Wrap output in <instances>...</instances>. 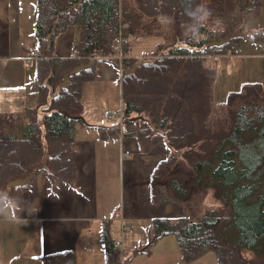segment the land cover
I'll use <instances>...</instances> for the list:
<instances>
[{
  "label": "trees",
  "instance_id": "1",
  "mask_svg": "<svg viewBox=\"0 0 264 264\" xmlns=\"http://www.w3.org/2000/svg\"><path fill=\"white\" fill-rule=\"evenodd\" d=\"M32 1L38 59L30 89L15 90L8 110L1 104L5 111H0V197L6 194L15 201L39 174L52 185L73 184L75 128L86 124L72 118L83 117V88L96 80L97 65L109 61L121 78L123 125L96 127L99 139L119 138L122 133L147 154L153 138L163 136L169 155L156 166L153 181L164 182L177 202L195 191L203 202L211 197L216 206L196 219L153 220L147 232L149 247L137 254L174 236L181 264H199L211 252L218 264H264V88L245 84L216 105L217 74L207 65L213 56H226L240 36L218 49L207 44L236 35L259 14L264 0ZM196 5L211 10L198 33L191 31L193 22L187 15ZM123 24L124 35L155 43L145 57L119 66L113 50ZM69 28L75 30L72 56L59 59L56 40ZM262 35L251 37L258 40ZM129 48L130 44L124 55ZM65 80V87H60ZM178 163L187 173L175 170ZM31 174L25 185L9 187ZM152 195L155 202L163 201L159 191ZM104 224V264H120L108 223ZM43 264H75V259L71 253L51 255Z\"/></svg>",
  "mask_w": 264,
  "mask_h": 264
},
{
  "label": "crops",
  "instance_id": "2",
  "mask_svg": "<svg viewBox=\"0 0 264 264\" xmlns=\"http://www.w3.org/2000/svg\"><path fill=\"white\" fill-rule=\"evenodd\" d=\"M0 2L4 11L0 23L1 32V26L3 30L12 26V17L11 12L7 11L10 10V0ZM246 23L243 26H247ZM241 31L242 28L236 35L242 38L251 36L243 35ZM251 33L254 34V31ZM74 38L73 28L67 29L57 38L55 52L60 42L62 54L70 49L68 57L62 59L72 56L71 44ZM140 39H143V43L148 40ZM263 39L264 35L258 40ZM29 49H36L35 45L21 55H3L4 71L9 67L14 68V60L25 58ZM128 56L136 57L130 48ZM30 74L23 71V80L28 79ZM118 78V71L104 62L97 65L96 80L93 83L108 85L118 82ZM16 84L15 76L0 82V85L7 86L4 92H0L1 108L4 106L6 110L9 109L7 106L12 102L13 92L19 89ZM16 107L22 108V105L16 102ZM110 112L106 109L99 115L89 112L86 117L83 115L86 125L75 128L72 158L76 179L72 185L62 182L52 185L44 174H39L28 187L21 190L20 196L11 206L0 199V264H43L46 257L64 253H71L75 264H96V258L104 261L102 223H108L106 225L110 237L115 243L122 241L124 247H132L137 244L136 234H141L145 230L143 226L149 224L146 229L148 232L155 219H196L204 214L207 206H202L205 202L201 199L197 200L199 193L193 194V191L187 200L177 202L170 196L164 182L153 181L156 166L169 155L163 136L156 135L153 138L151 150L147 154L140 152L134 139L122 137V134L119 138L99 139L96 127L122 125L120 120L108 117L106 113ZM125 151L128 155L123 156ZM175 170L187 173L181 163L177 164ZM154 191L160 192L162 202L153 200ZM35 208L36 211H32ZM123 227L129 231L122 233ZM159 241L164 245L155 250L158 255L163 254L167 247L165 243L174 245V238L170 236ZM115 250L123 258L122 249ZM173 260L177 262L176 254H173ZM176 264H181L180 260Z\"/></svg>",
  "mask_w": 264,
  "mask_h": 264
},
{
  "label": "rangeland",
  "instance_id": "3",
  "mask_svg": "<svg viewBox=\"0 0 264 264\" xmlns=\"http://www.w3.org/2000/svg\"><path fill=\"white\" fill-rule=\"evenodd\" d=\"M0 4V23H2L4 11L2 2H0ZM9 9L10 10L7 9V11L11 12L12 26H9L7 30H3V26H1L0 32V74L3 73V75L0 76V82H5L6 79H11L15 76L18 83L16 86L29 90L30 87L28 86V82L34 76L36 61L32 64H26L25 61H23L24 57L19 58L18 61L14 60V68L9 67L4 71L2 56L9 55V57H14L18 54L21 55V53H24L30 46L35 45V4L32 0H10ZM246 25L247 26L242 27L241 32L243 35L249 34L254 37L253 35H256L255 33L259 34L260 32H264V7L260 9L256 17L249 18ZM252 31H254V34L251 33ZM251 36L249 38L240 37L234 45H230L225 57L217 58L216 55L213 56L212 59L210 58L207 60V65L210 67L213 66L217 74L213 98L215 104H223L226 101L228 93L239 91L245 84H258L264 88V39L256 41ZM73 41L71 44V53ZM154 43V39H148L147 42L143 43V39L135 37L131 39L130 49L133 56L141 58L148 55L147 52L154 46ZM61 44L62 42L59 43V49L58 51L56 49L55 52L59 59L68 57L67 53L70 50L62 54L63 47H61ZM230 55H233L232 58H228ZM256 55L260 56L256 57ZM214 60H216V62H214ZM238 67L241 70H239ZM23 71L31 73L25 81L23 80ZM21 78L22 80L20 81ZM5 88H7V86L0 85V92H4L3 90ZM83 89V98L81 101L85 109V117L89 112L99 115L105 109L111 111L110 113H106L111 115L121 111L120 84L117 81L108 85L104 83H90L85 85ZM0 111L3 112L5 109L0 107ZM14 121L16 122L17 118ZM167 189L171 196L168 186ZM193 194H195V191ZM198 199L200 198L197 196V200ZM204 205L210 210L216 207L211 197L202 204V206ZM191 212L193 213V210ZM148 227L149 224L148 226L144 225L143 229L145 230L142 231L141 234H136L137 244L135 246L124 247L123 245L122 254L125 264H155L157 262H165V264L178 263L180 257L177 241L174 236H170L174 238V245L165 243L167 247L162 252L163 254L158 255L155 251L158 247L164 245V243H161L162 241H157L146 253L137 254L138 251H142L148 246V235L146 234V229H148ZM144 245L146 246L143 247ZM173 254H176L178 257L177 262L173 260ZM213 261L214 264H218L217 257L211 252L201 257L198 263L212 264ZM94 262L96 264H104L103 259L101 261L99 258H96Z\"/></svg>",
  "mask_w": 264,
  "mask_h": 264
},
{
  "label": "built area",
  "instance_id": "4",
  "mask_svg": "<svg viewBox=\"0 0 264 264\" xmlns=\"http://www.w3.org/2000/svg\"><path fill=\"white\" fill-rule=\"evenodd\" d=\"M124 28H126V25H124V24L123 25H120V33H122V30ZM125 43H126V40L120 38L119 39V42L115 46V50L117 51V53L120 56V59H119L120 61H121V53H122L123 46H124ZM37 59H38V53H37V51L35 49H29L27 56L24 58V61H25L26 64H32L33 62L37 61ZM119 66H121V64ZM107 115H108L109 118H114V119L120 120L121 121V124L123 125V112H122V109L117 114H114V115L107 114ZM122 125L120 127H122ZM126 155H128V153ZM128 231H129L128 228H126V227H123L122 228V233L128 232ZM115 248L116 249H123V243H122V241L121 242H118V243H115ZM120 264H124V259L122 257H121Z\"/></svg>",
  "mask_w": 264,
  "mask_h": 264
},
{
  "label": "clouds",
  "instance_id": "5",
  "mask_svg": "<svg viewBox=\"0 0 264 264\" xmlns=\"http://www.w3.org/2000/svg\"><path fill=\"white\" fill-rule=\"evenodd\" d=\"M187 15L189 16L190 20L193 22V25L191 27V31L194 33L199 32V27L204 26L205 22L209 19L211 16V10L208 9L204 5H196L195 8L188 12ZM198 38V37H197ZM0 199H3L5 203L9 206L15 203L14 200H9L7 195H3L0 197ZM32 211H36V208Z\"/></svg>",
  "mask_w": 264,
  "mask_h": 264
},
{
  "label": "bare ground",
  "instance_id": "6",
  "mask_svg": "<svg viewBox=\"0 0 264 264\" xmlns=\"http://www.w3.org/2000/svg\"><path fill=\"white\" fill-rule=\"evenodd\" d=\"M120 38H122V39H124V40H126V43L124 44V46H123V50H122V53H121V61L119 60L120 59V56H119V54L117 53V51L115 50V46L117 45V43L119 42V39ZM133 37L132 36H128V35H124V32H122V33H120L119 32V34H118V37H117V40H116V43H115V45H114V53H115V55H114V57H113V59L114 60H116L118 63H119V65L124 61V60H127V59H130V57L128 56V55H124V48L126 47V46H128L130 43H131V39H132ZM221 48V47H220ZM105 63H108L109 61H104ZM104 62H101V63H104ZM109 64V63H108ZM118 82H119V84L121 83V78H120V76H119V78H118ZM64 84V82L60 85V87H62V85ZM66 85V84H65ZM65 87V86H64ZM120 90H121V88H120ZM121 92V91H120ZM120 102H121V97H120ZM121 109H122V103H121ZM63 113H65V112H63ZM64 115V114H63ZM66 117H68V115L66 116ZM73 119V118H72ZM82 121L85 123V121H84V118L82 117ZM74 120V119H73ZM86 124V123H85ZM120 135H121V133H120ZM127 154V151H125L124 152V154H123V156H125ZM30 176V175H29ZM28 176V177H29ZM27 177V178H28ZM33 177V176H32ZM31 177V178H32ZM26 179V178H25ZM24 179V180H25ZM30 181V180H29ZM17 182V181H16ZM28 183V182H27ZM10 184V183H9ZM26 184V183H25ZM24 184V185H25ZM19 186H22V185H19ZM17 187V186H16ZM10 188H13V187H10Z\"/></svg>",
  "mask_w": 264,
  "mask_h": 264
},
{
  "label": "water",
  "instance_id": "7",
  "mask_svg": "<svg viewBox=\"0 0 264 264\" xmlns=\"http://www.w3.org/2000/svg\"><path fill=\"white\" fill-rule=\"evenodd\" d=\"M79 4H80V1H79L77 4L73 5V6L69 9V11L72 10L73 8H76ZM236 36H237V35L229 36V37L225 38L224 40H222V41H220V42L212 41V42H210L209 44H207V48H216V49H218V48H220V47L226 45V44H227V43H228L233 37H236ZM76 72H77V70L75 71V73H76ZM66 82H67V80L64 81V84L62 85V87L65 86ZM63 114H64L65 116H67L66 113H63ZM73 119H74V120H79V119L83 120L82 118H73ZM32 176H33V175L31 174L28 178H26V179L23 180V181L12 182V183L9 184V187H16V186H19V185H24L25 183L29 182V180L31 179ZM147 247H149V245H148ZM147 247H146V248H147ZM146 248H144L142 251H145Z\"/></svg>",
  "mask_w": 264,
  "mask_h": 264
}]
</instances>
